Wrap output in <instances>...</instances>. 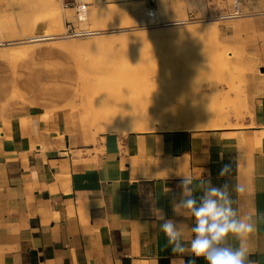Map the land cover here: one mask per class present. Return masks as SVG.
I'll return each mask as SVG.
<instances>
[{
  "label": "crops",
  "instance_id": "crops-1",
  "mask_svg": "<svg viewBox=\"0 0 264 264\" xmlns=\"http://www.w3.org/2000/svg\"><path fill=\"white\" fill-rule=\"evenodd\" d=\"M127 1L151 9L153 18L162 8L166 19L215 17L235 4ZM237 4L239 25L232 28L241 26L256 59L239 127L105 134L94 142L75 128L68 132L54 114L44 117L70 91L45 50L25 52L13 67L0 65V264H176L156 217L162 210L173 219L189 246L194 219L173 210L182 175L193 177L197 197L201 178L229 186L233 208L255 225L246 239L249 259L264 264V0ZM225 164L231 172L221 176ZM228 243L240 241L229 236ZM183 259L206 264L202 257Z\"/></svg>",
  "mask_w": 264,
  "mask_h": 264
},
{
  "label": "rangeland",
  "instance_id": "rangeland-1",
  "mask_svg": "<svg viewBox=\"0 0 264 264\" xmlns=\"http://www.w3.org/2000/svg\"><path fill=\"white\" fill-rule=\"evenodd\" d=\"M77 3L87 6L84 19L79 18ZM151 12L127 0L122 5H105L99 0H0V39L4 40L0 65L8 68L7 64L13 67L18 62L7 61L11 50H45L49 61H58L70 91L63 105L45 112L44 117L54 114L68 132L75 128L79 135L94 142L105 134L242 126L247 114L246 81L256 70V59L248 47V37H242L241 26L232 28L239 25V18L166 19L161 16L162 8L157 17L149 16ZM183 20L187 21L165 26ZM195 27L211 32L189 37L165 34L174 28ZM82 30L99 33L72 34ZM47 33L57 37L37 43L29 40ZM94 39L102 44L95 50L74 45ZM221 58L225 60L223 65L217 62ZM153 69L160 73L158 77L164 74L167 79L149 82L148 76L157 74ZM160 94H164L161 99ZM180 97L187 101L180 103ZM185 107L187 111L205 110V115L216 118L210 122L211 127L202 128L186 124L157 129L152 124L148 131L138 132L120 127V121L136 115L135 111L151 112L158 119L163 111V116L172 117ZM168 110L172 113L167 114ZM109 114L117 115L118 120L108 118Z\"/></svg>",
  "mask_w": 264,
  "mask_h": 264
},
{
  "label": "clouds",
  "instance_id": "clouds-1",
  "mask_svg": "<svg viewBox=\"0 0 264 264\" xmlns=\"http://www.w3.org/2000/svg\"><path fill=\"white\" fill-rule=\"evenodd\" d=\"M231 172V166L225 164L220 175ZM202 195H194L193 177L182 175L177 185L181 189L180 199L174 200L173 210L178 215L193 218L191 232L194 237L189 246L183 242V233L179 225L167 218L162 210L158 211L156 219L161 221L160 228L167 237L172 253L177 255L176 264H185L183 257L189 255L203 258L206 264H252L249 259V250L246 239L254 230L255 225L251 215L240 217L233 208V199L228 191L227 184L213 186L210 179L201 178L199 181ZM244 189L236 187L237 192ZM229 236L240 241L238 247L228 243ZM187 264H195V259H190Z\"/></svg>",
  "mask_w": 264,
  "mask_h": 264
},
{
  "label": "bare ground",
  "instance_id": "bare-ground-1",
  "mask_svg": "<svg viewBox=\"0 0 264 264\" xmlns=\"http://www.w3.org/2000/svg\"><path fill=\"white\" fill-rule=\"evenodd\" d=\"M80 18V17H79ZM80 19H84V16H82ZM181 24L179 21L177 22H172V23H165V26H171V25H179ZM114 31V30H113ZM211 32L210 29H207V28H202V27H195V28H186V29H178V28H174L172 30H168L165 32L166 35H173V36H176V37H189L190 35H204V34H207ZM99 33L98 31H91L90 35L91 34H97ZM57 37V36H56ZM53 34H43L41 36H32L31 38H29L30 42H36L37 41H45V40H53L56 38ZM60 38V37H59ZM3 41L2 39H0V46L3 45ZM5 44H9V43H5ZM76 46H80L82 47V49H86V50H90V49H98L99 47H101V43H100V39H97V40H90V42H87L85 44L83 43H79V44H74ZM28 49H22V50H11L9 52L8 50V54H9V58L7 61L11 60L12 61H16L18 60L22 55L25 54V52H27ZM1 52V51H0ZM5 54V53H4ZM3 55V54H2ZM199 56V55H198ZM195 57V56H194ZM2 58V57H1ZM4 59V58H3ZM197 59V58H196ZM219 64H224L225 63V60L223 58H221L220 60L217 61ZM155 69V68H154ZM153 69V70H154ZM158 71V70H157ZM160 71V70H159ZM151 72V71H150ZM149 72V73H150ZM154 72H156L154 70ZM150 73V74H155V73ZM157 73V72H156ZM160 73H157L156 75H150L148 76V81L152 83H161L163 82L165 79H167V77L164 76V74L160 77L159 76ZM153 76V77H152ZM147 77V76H146ZM152 77V78H150ZM153 79V80H152ZM147 81V80H145ZM148 82V83H149ZM166 82V81H165ZM168 89V88H167ZM177 92V91H176ZM179 93V92H178ZM169 94V93H168ZM159 95V93H158ZM164 95V94H163ZM162 94H160V99L163 98ZM174 96V95H173ZM177 97V96H175ZM174 98V97H173ZM182 100L180 99H173V100H180V103H183L182 101H187V98L185 97V100L183 99V97H180ZM152 101V100H151ZM150 103V102H149ZM177 103V102H176ZM179 103V104H180ZM154 104V103H153ZM158 104V103H157ZM173 104V103H172ZM169 105V104H168ZM167 105V106H168ZM165 106V105H164ZM181 106V104L179 105ZM200 106V105H199ZM178 107V106H177ZM190 107V106H189ZM162 108V107H160ZM153 109V108H152ZM166 109V108H165ZM168 109V107H167ZM187 107L185 108H181V109H178L179 111L177 112L178 114L175 115V116H172V117H169L167 115H164L163 116V113H162V117L156 119L152 114H150L151 112H133L135 113L136 115H131V116H127V117H124L122 119V121H120V127H122V130H130V131H135V130H138L141 131V130H146L148 131L147 129H150V126L153 124V125H157L156 128H160V129H164L165 127L166 128H171V127H182L183 125H189L190 127H198V128H202V127H207V126H210L211 127V123L212 121H214V119L216 117H208L207 115H205L204 111H200V109H198V111L196 110L195 112L193 110L191 111H187L186 110ZM190 109H192L190 107ZM137 110V109H136ZM155 110V109H154ZM142 111V110H141ZM145 111V110H144ZM149 111V110H148ZM167 111V110H166ZM132 113V112H131ZM169 113H172V112H167V114ZM199 113V114H197ZM155 114L158 115V112H155ZM166 114V112L164 113ZM119 116V115H118ZM207 116V117H206ZM122 117V116H121ZM108 118L110 119H117L118 120V117L117 115L113 114H109ZM218 120V119H216ZM217 123V122H216ZM168 126V127H167ZM135 129V130H134Z\"/></svg>",
  "mask_w": 264,
  "mask_h": 264
},
{
  "label": "built area",
  "instance_id": "built-area-1",
  "mask_svg": "<svg viewBox=\"0 0 264 264\" xmlns=\"http://www.w3.org/2000/svg\"><path fill=\"white\" fill-rule=\"evenodd\" d=\"M235 1V4H234V11L231 12V13H224V14H220V15H217L215 17H205L204 19H209V18H215L217 20H228V19H235V18H238L240 16V11H239V8H238V4H237V0H234ZM76 10L78 12V14L80 15V18L82 16H84V11H85V7L84 5H81L79 3H77V6H76ZM187 20H183V21H179L180 23H185ZM178 22V21H177ZM72 32V31H71ZM91 31H85V30H82V31H73V35L74 36H86V35H90Z\"/></svg>",
  "mask_w": 264,
  "mask_h": 264
}]
</instances>
